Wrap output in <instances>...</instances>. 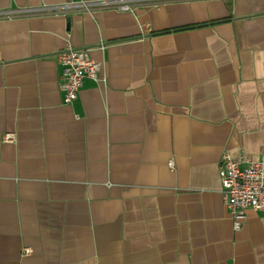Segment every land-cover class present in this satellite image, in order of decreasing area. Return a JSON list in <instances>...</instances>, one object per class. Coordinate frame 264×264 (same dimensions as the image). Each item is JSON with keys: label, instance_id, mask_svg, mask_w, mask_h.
I'll return each instance as SVG.
<instances>
[{"label": "crops", "instance_id": "obj_1", "mask_svg": "<svg viewBox=\"0 0 264 264\" xmlns=\"http://www.w3.org/2000/svg\"><path fill=\"white\" fill-rule=\"evenodd\" d=\"M77 1L0 0V264H264L218 176L264 156V0L24 11ZM67 45L105 78L70 104Z\"/></svg>", "mask_w": 264, "mask_h": 264}, {"label": "built area", "instance_id": "obj_2", "mask_svg": "<svg viewBox=\"0 0 264 264\" xmlns=\"http://www.w3.org/2000/svg\"><path fill=\"white\" fill-rule=\"evenodd\" d=\"M154 0H95L67 2L60 6H41L26 8V12H56L70 6L92 10L97 8H114L122 11H134L137 7L146 6ZM105 45L101 44L100 48ZM60 68L58 89L64 104L72 103L76 98L83 80L86 77L96 81L105 80L100 76L101 65L92 59L88 48H73L69 45L56 54ZM5 141H12L13 134L6 133ZM168 166L173 168L170 160ZM218 176L221 192L227 211L233 219V226L239 229L246 219L247 210L264 211V156L252 159L248 156L233 158L224 152L218 162ZM29 250H26L28 253Z\"/></svg>", "mask_w": 264, "mask_h": 264}]
</instances>
